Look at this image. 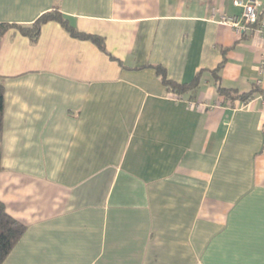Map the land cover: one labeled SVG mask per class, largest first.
Listing matches in <instances>:
<instances>
[{"label": "crops", "instance_id": "obj_1", "mask_svg": "<svg viewBox=\"0 0 264 264\" xmlns=\"http://www.w3.org/2000/svg\"><path fill=\"white\" fill-rule=\"evenodd\" d=\"M237 1L0 0L106 49L56 22L0 40V201L27 226L4 264H264V39L220 23Z\"/></svg>", "mask_w": 264, "mask_h": 264}, {"label": "trees", "instance_id": "obj_2", "mask_svg": "<svg viewBox=\"0 0 264 264\" xmlns=\"http://www.w3.org/2000/svg\"><path fill=\"white\" fill-rule=\"evenodd\" d=\"M49 22H56L60 24L70 34V36L75 39L91 41L101 50H106L105 42L101 37L88 35L77 31L72 25L70 19L62 15L59 8L57 7L49 12H46L30 25L0 23V40L6 35L9 30L15 29L19 31L23 36L28 37L31 42L36 43L41 36V30L43 26ZM222 66L223 64L220 67ZM155 71L161 78L162 83L170 92V95L179 100L182 99L186 94L193 93L200 84L199 77L195 78V80L189 84H178L176 82H173L167 78L166 72L161 66L155 67ZM218 93L220 97L224 98L225 101L231 103H235L237 101L247 103L254 97L256 93L261 94L262 92L259 88H255L250 92L240 94L239 92L234 90L219 88ZM262 94L264 95V93ZM4 101V87L1 83L0 78V170H2L1 141L3 133V114L5 105ZM26 230L27 226L10 216L7 213L5 205L0 201V264H4L6 259L11 254L12 250L25 234Z\"/></svg>", "mask_w": 264, "mask_h": 264}, {"label": "built area", "instance_id": "obj_3", "mask_svg": "<svg viewBox=\"0 0 264 264\" xmlns=\"http://www.w3.org/2000/svg\"><path fill=\"white\" fill-rule=\"evenodd\" d=\"M235 5L243 9L242 15L223 17L220 23L232 27L237 34H244L246 30H252L264 39V5L256 0L246 3L237 1ZM259 76L257 85L261 86L264 83V58L259 66Z\"/></svg>", "mask_w": 264, "mask_h": 264}]
</instances>
